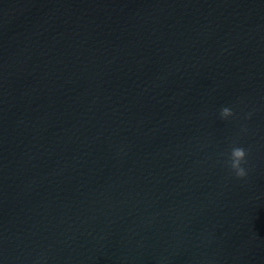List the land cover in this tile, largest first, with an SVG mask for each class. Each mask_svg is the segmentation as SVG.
<instances>
[{"label":"clouds","instance_id":"obj_1","mask_svg":"<svg viewBox=\"0 0 264 264\" xmlns=\"http://www.w3.org/2000/svg\"><path fill=\"white\" fill-rule=\"evenodd\" d=\"M234 115V112L229 107H223L220 111L222 119H227ZM248 151L244 147L233 146L230 151L229 159L227 161L231 172L239 179L247 176V170L244 165L247 163Z\"/></svg>","mask_w":264,"mask_h":264}]
</instances>
